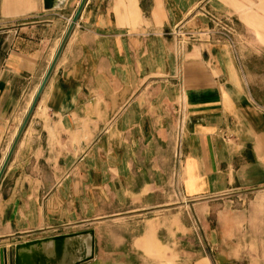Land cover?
Segmentation results:
<instances>
[{
  "label": "crops",
  "instance_id": "obj_1",
  "mask_svg": "<svg viewBox=\"0 0 264 264\" xmlns=\"http://www.w3.org/2000/svg\"><path fill=\"white\" fill-rule=\"evenodd\" d=\"M241 1L88 0L0 184V264L83 228L81 264H207L184 261L177 183L191 203L264 189V56ZM81 2L0 0V170ZM212 14L235 17L237 56L206 38L179 55L168 33Z\"/></svg>",
  "mask_w": 264,
  "mask_h": 264
},
{
  "label": "rangeland",
  "instance_id": "obj_2",
  "mask_svg": "<svg viewBox=\"0 0 264 264\" xmlns=\"http://www.w3.org/2000/svg\"><path fill=\"white\" fill-rule=\"evenodd\" d=\"M263 4L264 0H242L239 5L241 19L247 26L243 37L258 47L250 50L252 55L264 56ZM212 15L227 26L224 31L227 37L223 39L218 36L217 40L224 42L229 51L237 56L238 23L235 17ZM211 24L214 28V24ZM183 26L184 24H179L168 35L174 39L173 34ZM182 136L183 129H180L176 146L178 155L181 152ZM224 138L228 146H232L229 142L231 137ZM179 189L180 184L177 183L176 194L170 202L172 205L168 215L182 219L185 228L188 229L185 231V237L182 236L183 240L179 241L181 248L188 253L184 257L185 263L205 259L207 264H264V189L213 193L192 203L184 193L179 192ZM87 232L90 230L83 228L79 229L78 234ZM89 237L92 238L91 235ZM80 246L84 253L81 251L79 258L85 260L89 246L85 240L80 241ZM10 264L13 263L10 261Z\"/></svg>",
  "mask_w": 264,
  "mask_h": 264
},
{
  "label": "water",
  "instance_id": "obj_3",
  "mask_svg": "<svg viewBox=\"0 0 264 264\" xmlns=\"http://www.w3.org/2000/svg\"><path fill=\"white\" fill-rule=\"evenodd\" d=\"M88 0H82L81 5L74 17V20L67 31V34L65 35V38L57 52L56 57L54 58L36 96L35 99L31 105V108L25 118V121L22 125V128L20 129L17 138L0 170V184L3 180V177L5 175V172L7 171V168L11 162V159L13 157V154L21 140V137L23 136V133L25 132V129L30 122V120L33 117V114L39 104V101L41 99V96L63 54V51L71 37V34L73 33V30L87 4ZM86 235H91L92 236V250H91V255L88 256L85 260H78L77 262H73V260L77 256L78 248L75 251H71L73 253V258L71 257V260H66L65 258V253L67 250L66 246V240L71 239V238H76V237H82ZM54 244V248L50 251H47V249L44 248V244ZM79 247V246H78ZM51 252L52 256L50 257L48 253ZM94 252H95V241H94V235L92 232H87L83 234H75V235H70V236H63L59 238H54V239H49V240H44V241H36L32 243H28L25 245H21L17 248V256H16V264H81L84 261H89L94 257ZM47 254V255H46ZM75 257V258H74ZM5 259V258H4ZM73 259V260H72ZM77 260V259H76Z\"/></svg>",
  "mask_w": 264,
  "mask_h": 264
},
{
  "label": "built area",
  "instance_id": "obj_4",
  "mask_svg": "<svg viewBox=\"0 0 264 264\" xmlns=\"http://www.w3.org/2000/svg\"><path fill=\"white\" fill-rule=\"evenodd\" d=\"M210 19L214 24V28L209 29L208 31H205L203 33H194L183 30V27H180L173 34L175 39L176 51L179 55L182 54L185 51L186 46L191 43H201L205 38L209 41H214L218 36L223 39L224 37H227V35L224 34L227 26L215 17L210 16Z\"/></svg>",
  "mask_w": 264,
  "mask_h": 264
},
{
  "label": "bare ground",
  "instance_id": "obj_5",
  "mask_svg": "<svg viewBox=\"0 0 264 264\" xmlns=\"http://www.w3.org/2000/svg\"><path fill=\"white\" fill-rule=\"evenodd\" d=\"M90 235H86L84 237H76V238H71V239H68L66 240V248L67 250H70V251H75L77 248H78V252H77V256L74 260H80V254H81V251L82 249H80V241L83 242V240H85L89 246V250L91 252L92 250V238L89 237ZM79 246V247H78ZM44 248L47 249L48 251L52 250L54 248V244L53 243H50V244H44Z\"/></svg>",
  "mask_w": 264,
  "mask_h": 264
}]
</instances>
